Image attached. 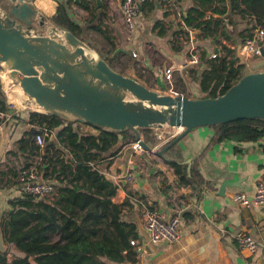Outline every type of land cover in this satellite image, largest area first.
<instances>
[{
    "label": "trees",
    "instance_id": "16d2710c",
    "mask_svg": "<svg viewBox=\"0 0 264 264\" xmlns=\"http://www.w3.org/2000/svg\"><path fill=\"white\" fill-rule=\"evenodd\" d=\"M190 1L191 6L186 9L185 15L181 13V18L186 29L197 32L194 41L199 61L196 64L187 61L174 73L172 83L167 82L164 87L157 84V75L151 66L138 61L136 55L121 47L106 30H98V38L90 35L69 11L73 0L58 2L49 21L52 26L70 31L84 41L112 69L136 79L149 89L160 87L161 91L169 89L193 97L189 85L194 82L200 91L195 98L217 97L246 73L236 47L251 39L255 28L264 23V0ZM157 3L165 8L163 14L166 16L171 5L167 0ZM146 4L155 7L156 2ZM81 6L88 11L90 19L92 15L88 4L82 0ZM235 15L246 20L244 28L238 29ZM249 18L255 22L250 23ZM96 27L89 26V30L94 31ZM153 31L158 36L168 33L160 21L153 25ZM235 32L238 38L233 37ZM180 38L186 42L191 40L188 32L179 27L171 33V48L177 53L186 52L189 60L191 53L186 43H179ZM205 41L211 42L212 50L202 44ZM228 41L230 44L226 43ZM215 51L216 56L211 57L210 52ZM253 57L263 59L261 56ZM7 100L0 80V109H8ZM24 112L32 127L38 130L46 127L55 133V138H47L40 149L35 141L36 134L26 131L16 141L17 151H14L17 158H25L24 167L17 170L15 165H7V170H0V182L3 188L15 187L20 183L19 171L35 167L41 180L53 183L54 193L51 197H37L21 189L20 194L8 200V208L0 220L5 247L0 250V264L137 263L138 250L131 241L139 238L138 226L134 221L124 219L122 207L116 205L112 198L121 186L129 197L124 205L138 213L142 203L148 207L146 199L129 182L124 185L119 181L117 183L102 171L106 153L115 157L130 146L135 141L133 131L128 128L113 131L88 125L98 131L94 134L82 131L81 124L69 118L29 108ZM211 127L213 135L209 146L224 140L237 144L256 142L264 135V118L237 119ZM139 131L149 147L160 143L153 128L144 127ZM174 137L160 145V149ZM167 163L173 170L177 185L192 184L193 170L189 175L186 164L176 160H167Z\"/></svg>",
    "mask_w": 264,
    "mask_h": 264
},
{
    "label": "crops",
    "instance_id": "0c3cea01",
    "mask_svg": "<svg viewBox=\"0 0 264 264\" xmlns=\"http://www.w3.org/2000/svg\"><path fill=\"white\" fill-rule=\"evenodd\" d=\"M28 1L36 11L34 27L44 34L49 33L53 27L49 17L54 14L57 3L67 2V0ZM73 1L69 6V11L90 35L98 38L97 31L106 30L121 47L135 53L136 59L143 61L147 66L154 64L153 56L158 55L159 67L173 68L172 79L175 76L174 73L188 61L186 53H177L172 50L170 44L172 31L179 27L184 28L191 40L186 42L180 38L179 43H186L188 52L191 44L195 46L194 35L197 32L186 29L181 18V13L185 15L186 9L191 6L190 0H167L171 8L166 16L163 14L165 8L159 3L156 2L155 7L142 3L135 19L134 33L129 40H125L124 35L122 0H84L92 15L90 19L88 11L81 6L82 0ZM234 19L238 29L246 26V20L241 19L239 15H235ZM157 21L164 23L168 29L166 35L158 36L153 31V25ZM249 22L254 23L255 20L249 18ZM93 25L97 26L94 31L89 30V26ZM228 28L231 29V26ZM233 37L238 38L237 32ZM226 43L230 44V41ZM202 44L212 50L210 41ZM240 46V52L243 54L242 44ZM92 52L98 57L95 51L92 50ZM245 59L246 72L253 70L254 65L261 60L248 56H245ZM0 66L7 72L2 77L4 82L2 87L9 99L21 106L30 105L39 109L13 84L17 82H14L15 80L1 61ZM166 83L165 78L157 76L159 86L164 87ZM189 89L193 97L198 96L200 91L197 83H191ZM168 91L170 92L169 89L164 90V92ZM8 109L11 111V116L0 122V170H7V165L10 164L15 165L18 170L24 167L25 158H17L14 154V151H17L16 141L26 131L30 133L33 125L28 122L25 109L17 106L8 107ZM80 124L82 131L97 134L96 129L83 123ZM154 128L167 132L166 126L160 129ZM177 130L176 133H180L182 128ZM212 135L211 126L195 127L180 137L171 149H169L170 146L164 152L163 157L157 155L156 152L160 149V145L170 138L160 140L163 143H157L140 154L132 153L127 163L123 162V152L127 147L115 157L109 156V152L106 153L107 157L103 161L102 171L113 180L117 177L120 180L125 172L131 171L132 178L126 182H129L139 195L145 197L146 205H148L145 207L142 203L139 213L128 208L126 204L123 208L124 219L134 221L138 226L139 238L135 240L134 245L138 250L139 261L135 264H264V256L260 251H241L236 247L234 238L237 231L243 230L258 240L264 239V205H256L253 202L252 206L249 202L241 205L231 199L232 195L239 191L252 195L255 184L259 180H264V135L256 142L237 144L232 140H224L209 146ZM48 138L54 139L55 133L52 132ZM167 160H176L186 164L189 175H192L191 170H193L192 184L177 185L173 170ZM224 180L237 184L226 186L224 194L220 195L218 189ZM20 190L21 183L6 189L0 182V220L4 210L8 208V200L20 194ZM117 191L119 199L125 203L129 198L128 195L121 186ZM172 196L177 199L178 208L173 207L170 201ZM147 208H154L166 217L179 214L181 217L179 237L169 242H152L142 225L143 212ZM4 248L0 228V250Z\"/></svg>",
    "mask_w": 264,
    "mask_h": 264
},
{
    "label": "water",
    "instance_id": "95a60500",
    "mask_svg": "<svg viewBox=\"0 0 264 264\" xmlns=\"http://www.w3.org/2000/svg\"><path fill=\"white\" fill-rule=\"evenodd\" d=\"M98 1V0H97ZM36 11L28 0H0V61L18 83L28 99L41 110L87 124L98 129L133 131L135 140L146 150L140 128L164 126L182 128L164 152L191 129L212 126L237 119L264 118V50L263 59L217 97H187L176 93H159L136 79L112 69L102 58L90 56L92 51L70 31L52 27L49 33L34 27ZM237 47L240 63L245 55ZM186 53V52H185ZM39 132L34 127L30 133ZM134 154L133 146L123 152L127 163ZM124 185L126 181L120 179ZM222 181L224 188L236 185ZM252 206V197L249 196Z\"/></svg>",
    "mask_w": 264,
    "mask_h": 264
},
{
    "label": "built area",
    "instance_id": "2783aa9c",
    "mask_svg": "<svg viewBox=\"0 0 264 264\" xmlns=\"http://www.w3.org/2000/svg\"><path fill=\"white\" fill-rule=\"evenodd\" d=\"M159 0H122L121 9H122V19L124 21V35L125 40H129L134 33L136 27V16L139 11V7L142 3L147 2H157ZM230 27V26H229ZM241 50L244 52L243 54L248 57L261 56V51L264 50V23L257 26L253 32V37L245 41L242 45ZM189 52L191 56L188 60V63L196 64L199 61V57L197 55V49L194 45L191 44L189 48ZM217 51L210 52L211 57H215ZM135 56L136 54L133 53ZM262 57V56H261ZM258 69L264 70V66L259 67ZM158 75L161 76L162 79H166L168 81L171 80L173 68L170 66L158 67ZM2 73H6L2 68L0 69V80L3 85ZM164 77V78H163ZM172 93V91H170ZM8 107L17 106L18 108L25 109H33L35 111H40L30 105L20 106L14 100L7 101ZM11 116V111L9 109L2 110L0 109V122L6 118ZM171 131L168 130V136L166 137L164 132L156 133L157 137L163 141L164 138L169 139L174 137L178 133H176L179 129L178 127H170ZM52 134L51 130L46 127L39 129V132L35 135V141L38 146L43 147L45 144V140L50 137ZM163 142H160L161 144ZM134 149V154H140L145 149L140 145L138 141H134L132 144ZM119 178V177H117ZM114 179L118 183L120 180ZM132 178V172L127 171L122 176V179L125 181H129ZM19 180L21 183L22 191L32 194L37 197H50L54 193L53 183L40 179V175L38 171H36L35 167H31L30 169H22L19 171ZM119 189V187L117 188ZM249 196L252 197V202L256 205H264V180H259L255 184L254 192L252 195H249L243 191L235 192L232 195V200L238 204L244 205L248 204ZM113 202L122 207H125L124 202H122L118 197V191L112 198ZM177 199L172 196L170 201L173 207L178 208ZM142 225L144 229L148 233V237L152 242H169L174 241L179 237V228L181 225V217L179 214L172 215L170 217H166L164 214L160 213L154 208H147L143 212ZM236 247L241 251L254 252L260 251L264 256V239L258 240L253 237L250 233L245 232L243 230L237 231L234 235ZM131 244H135V241H131Z\"/></svg>",
    "mask_w": 264,
    "mask_h": 264
},
{
    "label": "rangeland",
    "instance_id": "374dc122",
    "mask_svg": "<svg viewBox=\"0 0 264 264\" xmlns=\"http://www.w3.org/2000/svg\"><path fill=\"white\" fill-rule=\"evenodd\" d=\"M93 56L95 57V58H98L94 53H93ZM153 60L155 61V63L153 64V63H151V67L153 68V70L155 71V73H156V75L158 74V67H159V65L158 64H160V58H159V56L158 55H155L154 54V56H153ZM158 76V75H157ZM14 81V80H13ZM172 76H171V80L170 81H168L167 80V82L168 83H172ZM14 82H16V81H14ZM10 85V84H9ZM160 89V90H159ZM159 89H157V91L159 92V93H167V92H164V91H161V88L159 87ZM7 96V98L9 99V96L8 95H6ZM11 100V99H10ZM25 109H27V108H25ZM40 110H41V108H40ZM153 129L157 132V133H160V131L159 130H156L154 127H153ZM158 129V128H157ZM165 130H170L171 131V128H170V126H166V128H165ZM161 132H163V131H161ZM164 134H165V136L167 137L168 136V132H164ZM51 197V196H50Z\"/></svg>",
    "mask_w": 264,
    "mask_h": 264
},
{
    "label": "bare ground",
    "instance_id": "6f19581e",
    "mask_svg": "<svg viewBox=\"0 0 264 264\" xmlns=\"http://www.w3.org/2000/svg\"><path fill=\"white\" fill-rule=\"evenodd\" d=\"M90 56H93V52L92 51H88L87 52ZM3 75H5V73L3 74L2 73V77H3ZM9 78V80H10V83L12 82L11 81V79H10V77H8ZM13 84H15L20 90H21V92L24 94V95H26L24 92H23V90H22V88L18 85V83L16 84V83H13ZM27 96V95H26ZM31 102H33L35 105H37L32 99H29ZM19 105V104H18ZM21 106V105H20ZM38 106V105H37ZM38 108H39V110H40V106H38Z\"/></svg>",
    "mask_w": 264,
    "mask_h": 264
}]
</instances>
